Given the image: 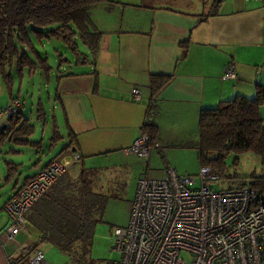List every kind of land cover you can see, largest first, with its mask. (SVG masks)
<instances>
[{"label": "crops", "instance_id": "obj_1", "mask_svg": "<svg viewBox=\"0 0 264 264\" xmlns=\"http://www.w3.org/2000/svg\"><path fill=\"white\" fill-rule=\"evenodd\" d=\"M213 4L214 0H113L92 6L90 17L102 31L100 50L86 63L88 69L65 75L62 64L56 78L57 105L62 117L66 112L78 139L77 150L63 153L71 162L70 177L78 176L84 158H108L114 153L126 164L132 159L145 164L140 176L166 177V166L179 174L199 169L200 109L236 94L253 96L257 84H264V0ZM184 40L186 46L180 44ZM228 62L235 77L225 79L221 75ZM153 72L171 74L155 95L156 109L150 117L158 126L156 139L162 153L152 149L148 156H140L126 148L142 132ZM96 81L97 91L93 92ZM133 87L139 91L137 99ZM263 112L264 104L260 108L264 117ZM76 162L81 163L79 170L73 169ZM15 180L17 185L12 184L0 206V215L6 212L0 218V264H8V258L19 261L33 248L42 250L44 264H79L44 237L41 224L29 219L27 212L25 226L7 236L4 229L10 216L4 204L23 178Z\"/></svg>", "mask_w": 264, "mask_h": 264}, {"label": "trees", "instance_id": "obj_2", "mask_svg": "<svg viewBox=\"0 0 264 264\" xmlns=\"http://www.w3.org/2000/svg\"><path fill=\"white\" fill-rule=\"evenodd\" d=\"M112 1L0 0V74L10 91V98L17 97L11 93L13 76L8 66H15V72L20 80L26 69L28 74L39 69L47 81L50 78L52 65L49 64L47 56L41 55L34 41L42 43L44 38H55L71 50L76 64L93 61L100 50L102 31L94 25L90 17V9L97 3L110 4ZM220 2L221 0H214L213 5ZM80 44L87 48V52L80 48ZM180 44L186 46L187 40L181 41ZM58 56L60 66L64 58L62 53ZM66 60L69 61L68 58ZM70 74L73 73L70 71L65 73V75ZM170 78L171 74L165 72H153L149 75L150 96L140 128L149 135L152 142L157 141L158 133L157 124L150 118L156 109L155 95ZM96 91L97 81L93 87V92ZM56 94L58 95L57 91ZM263 104L264 84H257L253 96L236 94L231 98L221 99L215 106L202 107L198 114L196 142L200 165L210 166L219 178L232 177L225 173L228 167L226 157L234 152L236 155L232 163L235 165L238 163L237 155L244 151L255 152L264 165V117L260 113ZM1 110L3 115L5 111L9 114L7 122L0 124V151L7 146L6 152L18 153L21 151L20 148H14L12 143L36 146L41 142V139L30 138L35 127L23 115L21 105L14 111H9L7 108ZM36 114L38 119L46 120V112L41 100L37 101ZM63 117L67 128L66 137L60 133L56 116L52 114L49 148L56 146L64 138L66 140L46 163L66 151L78 149L77 133L70 126L65 111ZM5 164L4 181L8 183L14 178L18 164L7 159ZM67 169L32 203L27 216L41 224L44 237L57 248L71 256L72 260L84 264L86 254L92 246L95 225L102 218L108 195L101 190H93L91 170L85 165L81 164L76 178L70 177ZM32 175H25L19 187ZM248 178V182L242 179L239 186L250 185L264 193V172L252 173ZM1 179L0 174V183ZM15 185H17L16 180L13 182V186Z\"/></svg>", "mask_w": 264, "mask_h": 264}, {"label": "built area", "instance_id": "obj_3", "mask_svg": "<svg viewBox=\"0 0 264 264\" xmlns=\"http://www.w3.org/2000/svg\"><path fill=\"white\" fill-rule=\"evenodd\" d=\"M222 78L235 77L231 62ZM139 98L137 88H132ZM21 105L14 98L9 111ZM3 111L0 110V118ZM140 156L152 149L162 153L157 141L141 132L126 148ZM78 158V155H73ZM64 155L42 165L5 203L10 220L4 232L12 237L25 226V214L58 176L68 168ZM166 177L142 175L137 179L127 222L113 227L112 249L117 259L105 264H264V193L246 185L212 189L219 179L210 166L200 165L197 176L179 174L166 166ZM182 253L188 254L185 258ZM44 253L31 249L8 264H44Z\"/></svg>", "mask_w": 264, "mask_h": 264}, {"label": "rangeland", "instance_id": "obj_4", "mask_svg": "<svg viewBox=\"0 0 264 264\" xmlns=\"http://www.w3.org/2000/svg\"><path fill=\"white\" fill-rule=\"evenodd\" d=\"M34 43L40 50L41 55L47 56L49 64L52 65L50 79L47 81L39 69L31 74H28L26 69L20 80L15 72V66H8V69L11 70L13 76L11 93L13 96L20 99L23 115L27 117L35 127L30 138L32 140L41 139V142L36 146H22L17 143H12L14 148H20L21 151L18 153L12 151L6 152L7 146L1 149L0 174L2 179L0 183V206L12 191L14 179L18 177L20 180L25 175L31 174L38 165L41 166L54 156L66 140H60L56 146H51V148L48 146L51 134L52 114L55 113L60 119V133H62L64 137L67 135V128L63 122L61 109L58 107L55 97V90L57 87L56 78L59 71H61V66H59L58 61L59 53L63 54V58L67 57L69 59V61H62L67 72L71 70L88 69L89 66V64H76L73 53L60 40L55 38H44L42 43L37 41H34ZM80 48H82L83 51H87V48L81 44ZM38 100H41L43 103L46 112V120L37 118L36 105ZM10 101V91L0 74V110L6 108ZM8 114L9 113L5 111L3 117L0 119V124L7 122ZM235 155L234 152H231L226 157V165L228 167L225 173L226 175H232V177L222 176L217 180L210 181L209 183L212 189L237 187L240 185L242 179L248 182V176L250 174L264 172V165L260 162L259 156L255 152L244 151L238 154V163L233 165L232 161ZM135 158H139V156L136 155ZM5 159L14 161L18 164L14 178L8 183L4 181V176L6 174ZM141 160L142 158L139 162H141ZM83 161L84 165L91 170L90 176L93 190H101L108 195L102 218L96 223L94 228L92 246L86 254L85 263H83L105 264L107 261L119 257L118 251L111 248L114 242L112 230L114 226L124 225L127 222L130 203L135 194L136 182L143 172L145 164L142 166L139 163H135L134 159L126 164L124 159L120 158L119 153H114L108 158L105 155L84 158ZM80 164V162H76L73 169L79 170ZM70 165L71 162L68 166ZM198 171L199 169H195L190 175L197 176L198 179ZM1 217H6V212L4 210L0 215V218ZM42 249L45 251V246L42 245ZM182 256L187 258L188 254L182 253Z\"/></svg>", "mask_w": 264, "mask_h": 264}]
</instances>
